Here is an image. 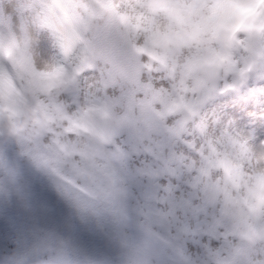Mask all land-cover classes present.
<instances>
[{
    "label": "clouds",
    "instance_id": "1",
    "mask_svg": "<svg viewBox=\"0 0 264 264\" xmlns=\"http://www.w3.org/2000/svg\"><path fill=\"white\" fill-rule=\"evenodd\" d=\"M0 264H264V0H0Z\"/></svg>",
    "mask_w": 264,
    "mask_h": 264
}]
</instances>
